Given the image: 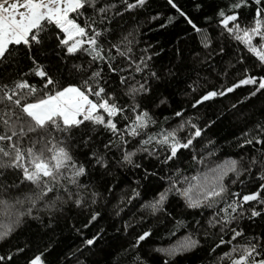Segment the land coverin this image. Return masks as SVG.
Listing matches in <instances>:
<instances>
[{
	"label": "snow or ice",
	"instance_id": "snow-or-ice-1",
	"mask_svg": "<svg viewBox=\"0 0 264 264\" xmlns=\"http://www.w3.org/2000/svg\"><path fill=\"white\" fill-rule=\"evenodd\" d=\"M151 3L0 0V264H50V244L13 241L34 222L54 231L62 220L78 241L63 264H99L106 219L123 234L107 264H178L197 250L206 264H264V231L245 230L264 220V0H218L206 26L165 0L173 14L147 20L179 29L168 64L135 19ZM173 82L191 99L163 116L171 101L161 88ZM218 99L230 103L215 119L189 114ZM229 116L243 123L236 158L185 175V161L203 164L196 146L207 131ZM118 172L130 174L119 198ZM109 205L113 218L99 210ZM128 205L139 218H123ZM145 218L171 225L169 238L184 234L147 249L154 231L142 228Z\"/></svg>",
	"mask_w": 264,
	"mask_h": 264
},
{
	"label": "trees",
	"instance_id": "trees-1",
	"mask_svg": "<svg viewBox=\"0 0 264 264\" xmlns=\"http://www.w3.org/2000/svg\"><path fill=\"white\" fill-rule=\"evenodd\" d=\"M218 0H179V3L182 5L184 10L188 12V14L194 19L198 25L206 26L207 21L205 20L206 15H211V8L215 6ZM195 3H203L205 5L204 8L197 10L194 6ZM156 11H160L165 15H172L165 4V0H152L151 6L148 9L147 13L141 14L135 19L141 25V30L143 32V42L151 43L154 46L159 44L164 48V51L161 52V63L168 64L170 60H172V50L176 44V36L175 33L179 30L178 28L169 27L168 29H160L158 25L155 23L149 24L147 17L151 14H154ZM125 21H130L129 17H125ZM130 26V24H129ZM179 28H188L187 25L183 23L181 20L179 24ZM151 29V30H150ZM188 31L191 32V29L188 28ZM183 36V33H181ZM191 44H189V48H191ZM159 51V49H157ZM185 55H188V52H185ZM227 60V57L225 58ZM206 73H201V75H205ZM185 85L180 82H173L171 85L167 86V88L162 87L161 91H164L166 95L169 96L171 101V107L164 109L162 115L171 117L172 109L178 108L179 106H183L184 108H188V100L191 97H185L183 88ZM242 96L245 93H240ZM234 102V98H233ZM230 103L229 100L218 99L215 103L208 102L205 107L201 108L199 113H192L190 115H199L201 117H209L211 119H215V116L212 115L218 108L228 105ZM257 107H259V102L254 101ZM160 115V113H158ZM256 118L259 119V112L256 113ZM243 127V123L237 116H229L226 119H221L214 127L207 131L203 141L196 146L197 153H202L204 156L203 164L196 163L194 167L188 164V161L182 165V167L186 168L185 175L189 177L197 176L200 173L206 172L208 168L214 167L216 164L221 163L227 160L229 157L236 158L235 154L240 152V149L236 146L235 140L240 136V129ZM208 140H212L215 142V146L208 145ZM207 145L205 148L204 146ZM212 153V155H209ZM147 166V165H146ZM130 174L128 173H117L116 179L112 181L113 184H119V186L115 189L114 195L119 198L122 195L124 189L128 187L126 181H128ZM138 177L131 176V179H137ZM111 179V178H110ZM133 187L135 185H132ZM233 190H239L237 188H233ZM248 189H245L247 191ZM151 195V193H148ZM111 199V197H109ZM117 200L113 199L112 204H116ZM105 213L106 217L113 218L114 209L111 205L108 206L107 210L99 209ZM178 211H182V208H178ZM76 211L73 209L72 212H65V216L69 218L70 223H75L76 220ZM126 215L122 213L123 218L128 220L130 217L135 216L139 218L140 213L138 211V205L133 207L128 205L125 207ZM191 219V216L187 217ZM199 218V216H197ZM47 219V218H45ZM101 226L105 227L108 232V236L105 237V241L101 242L100 247L105 249L99 253L96 257L99 264H107L108 257L105 252L108 250L109 245L115 246L120 243V240L113 239L117 236H122V233H116V231L109 227V220H102ZM117 227L120 226V221L116 219ZM171 225H167V228H170ZM143 229L152 228L154 231L153 238L148 242L145 247L147 249H151L154 246H162L167 245L168 243H174L176 239L184 234V230L182 229L177 233V236L174 238H169L166 235L167 228L165 225L157 223L155 220H149L145 218V222L142 225ZM139 230V229H137ZM245 230L250 235L252 233H259L260 231H264V220L257 218L255 223L245 222ZM76 234L74 232L69 231V228L64 226L63 220L61 221L60 227H55L54 231H49L47 228L38 226V222L32 223V225L26 228L18 237L17 240H14L13 243L20 244H29L35 249L36 247H42L44 244H50L51 254L48 256V260L50 264H56L59 259L61 264H63V254L67 253L69 249L74 248L77 243ZM178 264H206L205 261V252L203 250H197L192 253H188L180 258H178Z\"/></svg>",
	"mask_w": 264,
	"mask_h": 264
}]
</instances>
